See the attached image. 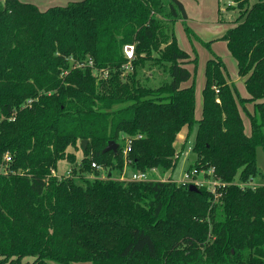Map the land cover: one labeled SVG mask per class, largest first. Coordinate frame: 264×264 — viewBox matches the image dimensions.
Returning <instances> with one entry per match:
<instances>
[{
	"label": "trees",
	"instance_id": "1",
	"mask_svg": "<svg viewBox=\"0 0 264 264\" xmlns=\"http://www.w3.org/2000/svg\"><path fill=\"white\" fill-rule=\"evenodd\" d=\"M232 1L221 39L248 96L237 100L212 54L196 119L192 59L173 29L190 33L181 0H0V264H264V183L251 182L264 150V0ZM249 103L247 134L238 105ZM183 126L185 141L194 130L186 172L212 169L215 192L150 177L175 167ZM125 166L146 179H113Z\"/></svg>",
	"mask_w": 264,
	"mask_h": 264
},
{
	"label": "rangeland",
	"instance_id": "2",
	"mask_svg": "<svg viewBox=\"0 0 264 264\" xmlns=\"http://www.w3.org/2000/svg\"><path fill=\"white\" fill-rule=\"evenodd\" d=\"M22 2H31L37 5L41 10L45 9L50 5H64L68 0H21ZM184 4L187 19L185 24L190 28V33L185 30L183 23L176 26L175 36L180 46L186 50L192 61L186 63V66L193 74L194 88H195V110L194 116L198 118L201 112L202 105V86L204 84V68L207 58L212 54H218L226 68L227 77L234 83L236 89V98L238 96H246V88L244 85L243 77L237 72L236 62L230 53L226 41L221 39L222 34L225 32L227 25L231 19L237 15V9H227L228 4L231 0H181ZM255 0H249L250 3ZM234 5V4H233ZM196 58V61L193 60ZM148 74V72H147ZM239 111L243 119L244 128L247 132H251L250 119L248 112L250 113L252 106L246 104V108L240 104ZM194 138V130L191 132L187 141L186 137L181 138L176 146V151L179 154V158L175 167L172 170H156L150 175V177L156 180H173L176 183L188 182L190 179L185 177L186 171L194 159V154L190 149ZM77 161L81 160L82 152L81 148L76 151ZM257 165L260 173L256 175L251 181L252 184L264 183V150L261 147L257 148L256 151ZM69 164L66 161H60L58 164L57 172L64 174L69 170ZM133 170L128 166H125L120 175L117 170H112L111 175L116 177L130 176ZM106 169H99L98 174L100 177L107 175ZM199 174V173H198ZM87 177L91 178L90 174H86ZM201 178V175H198ZM33 258L28 257V263Z\"/></svg>",
	"mask_w": 264,
	"mask_h": 264
},
{
	"label": "built area",
	"instance_id": "3",
	"mask_svg": "<svg viewBox=\"0 0 264 264\" xmlns=\"http://www.w3.org/2000/svg\"><path fill=\"white\" fill-rule=\"evenodd\" d=\"M133 51H134L133 43H127L123 46L124 55L129 60L133 57ZM91 166L98 168V169L101 168L95 162H92ZM193 173L196 175L195 178H192V176H191ZM207 173H208V175L206 173H204L203 171H200L199 174L201 175V178H198L199 174L196 171H192L191 173L186 172L185 177L190 179V181H188L189 183H193V184L197 185V187L198 186H206L208 190L215 192V187L218 185H222V184L220 183V181L215 180L212 177V174H213L212 169H209L207 171ZM121 178H125V177L122 176ZM127 178L132 179V180H143V179H146V175L144 173H135L134 172V173H131V175Z\"/></svg>",
	"mask_w": 264,
	"mask_h": 264
},
{
	"label": "crops",
	"instance_id": "4",
	"mask_svg": "<svg viewBox=\"0 0 264 264\" xmlns=\"http://www.w3.org/2000/svg\"><path fill=\"white\" fill-rule=\"evenodd\" d=\"M1 1H3V0H1ZM183 3V2H182ZM234 4V2L231 0L230 2H229V4H228V6L229 5H233ZM234 19V18H233ZM233 19H231L230 21H232ZM230 21H227V22H229V24L227 25V28L231 25L230 24ZM182 23V21L181 20H177V21H175V23L173 24V29H175V33H176V26H178V24H181ZM226 28V29H227ZM226 31V30H225ZM224 34V33H223ZM222 34V35H223ZM178 44H179V42H178ZM179 46H180V44H179ZM181 47V46H180ZM214 54H216V53H214ZM216 55H218V54H216ZM219 56V55H218ZM220 57V56H219ZM208 58H211V55L208 57ZM207 58V59H208ZM222 59V58H221ZM236 62V61H235ZM188 68V67H187ZM204 80H205V78H204ZM229 81L230 82H232L230 79H229ZM243 81H244V78H243ZM190 84V81H186L183 85L184 86H187V85H189ZM204 85V84H203ZM202 88H203V86H202ZM248 96V94H247V91H246V96H242V97H247ZM248 105H251L252 106V104H248ZM252 110V109H251ZM200 115H201V112H200ZM200 115H199V117L198 118H196V119H199L200 118ZM242 117V116H241ZM243 120V119H242ZM244 124V123H243ZM244 131H245V133H247V134H249V132H247L246 131V129L244 128ZM186 134H187V126H183L182 127V129L180 130V132L177 134V137H176V140H175V142H174V146H175V148H176V146H177V144H178V142H180L181 141V138H184V137H186Z\"/></svg>",
	"mask_w": 264,
	"mask_h": 264
},
{
	"label": "water",
	"instance_id": "5",
	"mask_svg": "<svg viewBox=\"0 0 264 264\" xmlns=\"http://www.w3.org/2000/svg\"><path fill=\"white\" fill-rule=\"evenodd\" d=\"M82 143H83V147L85 148L86 147V140H82ZM117 149V144L114 143V141L110 140L108 141L107 145L105 146L104 148V151H110L112 150L113 152H115ZM188 188L192 191H198V187L197 185L193 184V183H190L188 185Z\"/></svg>",
	"mask_w": 264,
	"mask_h": 264
}]
</instances>
